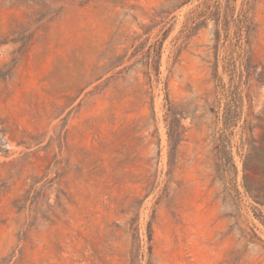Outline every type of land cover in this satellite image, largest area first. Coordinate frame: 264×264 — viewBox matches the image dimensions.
<instances>
[{
	"label": "rangeland",
	"instance_id": "1",
	"mask_svg": "<svg viewBox=\"0 0 264 264\" xmlns=\"http://www.w3.org/2000/svg\"><path fill=\"white\" fill-rule=\"evenodd\" d=\"M0 264H264V0H0Z\"/></svg>",
	"mask_w": 264,
	"mask_h": 264
},
{
	"label": "trees",
	"instance_id": "2",
	"mask_svg": "<svg viewBox=\"0 0 264 264\" xmlns=\"http://www.w3.org/2000/svg\"><path fill=\"white\" fill-rule=\"evenodd\" d=\"M158 59L159 58H156L155 59V61H156V66H155V69L157 70V63H158ZM155 70V71H156ZM168 136H169V142H170V144H171V146H170V150H173L174 149V147H175V144H176V140H175V137L177 136V132H176V130L173 128V124H169V126H168ZM171 152V151H170ZM169 156L171 157L172 155H171V153L169 154Z\"/></svg>",
	"mask_w": 264,
	"mask_h": 264
}]
</instances>
